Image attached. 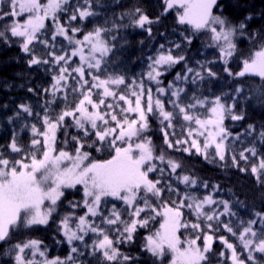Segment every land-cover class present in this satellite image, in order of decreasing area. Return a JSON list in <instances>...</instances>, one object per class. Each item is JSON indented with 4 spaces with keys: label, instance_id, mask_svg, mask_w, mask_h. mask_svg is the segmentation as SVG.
I'll list each match as a JSON object with an SVG mask.
<instances>
[{
    "label": "snow or ice",
    "instance_id": "1",
    "mask_svg": "<svg viewBox=\"0 0 264 264\" xmlns=\"http://www.w3.org/2000/svg\"><path fill=\"white\" fill-rule=\"evenodd\" d=\"M7 4L8 11L0 7V20L5 17L12 22L5 24L3 30H0V38L6 37L8 32L11 36L22 37V50L31 53L29 47L33 41L38 39L37 33L45 28L44 21L51 16L55 29L52 39L56 36H63L68 40L69 45H74L71 52L56 54L49 52L51 59H42L33 55L29 65L52 64L59 66V71L53 75L49 89L44 92L50 93L53 97L44 105V114L40 118L41 125H31L33 138L30 148L25 150L17 143L13 136L8 148L14 153H24L20 159H9L3 153H0V244L8 245L3 251V255L11 257L12 264H69L73 261L72 254H83L80 252L74 242H80L85 248L91 247L90 255L99 253L106 264H131L134 258L121 252L119 245L130 243L134 239V233L137 228H147L156 216L162 217L159 228L145 237L143 250L150 253L159 264H164L167 259L168 264H211L210 254L213 251L214 233L222 226L232 236H238L243 251L247 252L245 258L237 252L236 245L229 242L224 236L218 237L226 249L231 251L230 259L232 264H264V212H255V219L247 221L246 226L237 233L234 231L231 222H224L220 219L226 214L231 213L228 201H220L223 205V212L217 213L214 209L208 210L211 205L217 201L211 195L200 198L194 194L184 193L183 198L177 202L163 200L165 192L169 194L176 190L170 183H163L165 168L158 167L154 161H160L166 164L170 173L176 174L177 169L182 165L171 158H167L163 150L157 155L155 147L150 137L145 135L149 130V115H155L160 118L165 128L174 127L172 121L174 112L166 110L164 101L160 98L166 90L159 87L161 81L158 79L163 72L162 69L170 68L176 64L185 61L183 54L174 55L171 49L160 51L155 57H149L151 61L148 65L149 71L147 78L157 84L156 97L153 96V89L146 87L145 82L132 80L131 84H126L125 77L108 76L101 79L98 75H92L93 83L84 79L85 70L83 65L87 64L89 69L101 70L102 58L110 51L108 41L105 35L110 31L118 30L122 24L117 21L112 22V27H96L93 31L83 35V39H75V34L81 29L73 26L72 22L84 20L87 17L95 15L92 11V0H83V5H77L68 17V23L62 24L58 20L59 12L67 11L69 0H0V5ZM163 12L166 15L170 10L177 11V22L181 25H189L193 32L207 30L211 32V39L214 45L219 48L221 58L225 65L229 58L237 53L236 38L248 35L258 46L254 48L251 54L242 60V69L233 73L229 67L224 71L229 76L245 77L255 76L264 80V29L260 32H248V21L252 20V15L245 17L239 23H233L228 17L220 14H214V8L218 7V0H162ZM27 14L23 23L12 19ZM128 18L129 24L145 29L149 36L152 35L151 25L159 22V17L152 19L146 12L137 7L129 13H122L119 21ZM147 26V27H146ZM71 33V34H70ZM115 39V36L112 37ZM188 44L192 43L191 36H185ZM46 46L48 42L41 41ZM85 47L88 51L85 54ZM164 48L163 45L160 46ZM179 49L180 45L176 44ZM97 53L99 55H97ZM79 57L80 65L72 68L70 61L73 57ZM199 63V62H198ZM206 72L209 77L216 76L210 67L200 64V70L193 69L185 65V73H177V81H188L192 74V82L197 79L203 80V73ZM72 73L79 77L77 84L80 88L87 87L86 92H81L82 98L74 107H65L59 113L50 111V106L56 103V94L62 90L68 89L67 81ZM75 79V77H72ZM109 85H125L126 91L117 94ZM169 89L173 84H169ZM102 89L99 93L100 99H92V89ZM29 91H33L29 89ZM72 92L78 91V88H71ZM183 88H175L171 91V97L168 103L172 104L174 109H178L179 114L184 121L194 123L198 126L195 129L188 130V139H176L174 142L169 139V134L164 133V143L169 149L176 148L181 150L180 145H189L182 150L191 154L194 148L198 154H202L205 159L211 155L208 152L210 147H214L215 156L224 161L228 146L225 141L228 140L230 133L224 127V120L230 118L233 121L244 119V114L235 111L236 103L226 105L221 102V97L217 96L209 102L207 98L201 100L193 98L194 102L182 104L180 94ZM237 95L244 93V88L235 89ZM124 101L128 106L120 108L121 116L114 112L113 104H106L107 97L117 98ZM129 97H134L130 99ZM260 97L264 102V86H261ZM250 98V97H246ZM63 99L67 100V94ZM146 100V103H142ZM86 105H90L92 111ZM105 106L111 110L101 112L99 109ZM207 106L209 115L202 118L193 112L197 107L205 108ZM20 109L29 116L33 115V110L29 105L21 104ZM119 107V105H116ZM136 114L135 118H129L128 114ZM19 115V113H17ZM37 117L40 116L36 113ZM72 117L75 127L83 133V138L73 136L75 141L74 152L64 149L57 150V133L66 128V118ZM115 122V127L109 126V119ZM98 121L102 123L98 124ZM91 130H89V126ZM249 134L255 133L254 125L248 126ZM204 136V142L201 146L194 135ZM95 140L87 144L86 139L91 135ZM67 135V132H65ZM261 142H264V130L258 133ZM135 138V143L133 140ZM117 141L120 143L117 144ZM65 145L68 143L65 140ZM96 147V151H101L105 144L113 150L114 154L110 159L95 160L91 153L85 150V147ZM245 152L252 156L257 155L256 148H246L239 153V159L247 160ZM234 166H239L237 157L232 156ZM246 169H241L245 171ZM158 172L156 179L150 178V173ZM251 172L258 181L264 176V157L259 164L252 165ZM177 179L186 186L194 187L197 179L188 174L177 176ZM78 185L83 188L82 206L86 209L84 215L75 216L74 213L64 215L59 223L66 242L71 246L70 254L64 260L60 257L49 258L46 248H42V241L38 239H27L10 243L13 235L21 228H32L37 225H48L53 213L57 211L59 202L65 197L66 189H75ZM203 186L208 187L207 182ZM218 187V186H216ZM111 197L120 200L129 209L130 219L122 218L121 211L113 205L108 215H104L101 210L102 202L105 198ZM154 199L159 207L154 206L150 201ZM142 201V205H141ZM72 208L81 206L80 202L69 201ZM187 207L196 216V222H188L183 219L181 209ZM146 214L141 217V213ZM99 217L100 223L96 222ZM215 221V225L212 223ZM260 224V230L255 229V225ZM243 224V222H242ZM205 227L208 231H205ZM191 228L195 235L181 238V229ZM115 232V237L111 235ZM89 233L95 235V239L89 246L85 241V236ZM202 240V245L198 241ZM258 254V255H257ZM221 257L225 255L223 251L219 253ZM39 257V259H37Z\"/></svg>",
    "mask_w": 264,
    "mask_h": 264
},
{
    "label": "trees",
    "instance_id": "2",
    "mask_svg": "<svg viewBox=\"0 0 264 264\" xmlns=\"http://www.w3.org/2000/svg\"><path fill=\"white\" fill-rule=\"evenodd\" d=\"M44 1V0H41ZM83 5V0H69L66 6L67 11L57 14L60 23L67 24L68 17L72 10L77 5ZM5 11H8L7 4L0 5ZM142 8L150 18L156 19L159 17V22L151 25L152 35L149 36L145 29L126 26L129 24L127 17L123 21H119L122 13H129L135 8ZM228 17L233 23L243 21L245 17L252 15L253 19L248 21V32H260L264 29V0H219L218 7L214 8V13ZM92 11L95 15L87 17L84 20L73 21V26L79 27L81 31L76 33L77 37L83 36L87 32L93 31L96 27H112V22L117 21L122 26L115 31H110L105 35L111 51L102 59L101 70L94 73L105 79L108 76H124L126 84H131L132 80H143L146 87H151L153 90L157 88V84L149 81L147 72L148 65L151 62L149 57H155L158 52L171 49L174 55L183 54L185 61L176 64L170 68L162 69L163 74L158 77L161 81L159 87L166 90V95L163 99L166 110L174 112L172 121L174 127L165 128L162 125L160 118L155 115L148 117L149 130L145 133L151 138L155 147L156 153L159 154L163 150L169 158L178 161L182 167L177 169L176 174L170 173L167 165L157 164L158 167L165 168L163 183H170L176 190L169 194L165 192L163 200L169 202L175 200L179 202L184 193L194 194L200 198L211 195L216 204L210 206L208 210L214 209L217 213L223 212V205L220 201H228L231 213L220 217L224 222H231V225L237 233L246 226L247 221L255 219V212H264V176L258 181L256 176L251 172L252 165L259 164V161L264 157V142L259 138V131L264 130V102L260 97L261 86H264V80L255 76L236 77L229 76L224 71L227 66L233 73L239 72L242 69V60L247 58L254 50L257 44L248 36L237 35V53L231 57L227 65H224L220 58V54L216 46L212 43L210 34L207 31L193 32V29L187 25H181L177 22V12L170 10L166 15H162L163 5L162 0H92ZM13 19V18H12ZM12 21L7 19L0 20V30H3L5 24H10ZM147 27V26H146ZM71 34V33H70ZM53 31L50 23L47 22L44 29L37 33L38 39L33 41L29 46L32 49L31 53H26L22 50L23 40L19 37L11 36L8 32L6 37L0 38V153H3L9 159H20L24 153H14L8 148L13 136L16 137L17 143L27 152L30 148L33 134L31 125H41V117L44 114V105L53 97L50 93L44 92V89H49L53 83L52 77L59 71V66L52 64L29 65V61L33 55L42 59H51L49 52L63 54L65 51L70 53V47L67 40L56 36L52 39ZM115 36V39L112 37ZM185 36L192 37V43L188 44L184 39ZM47 41V46L41 41ZM179 44L180 48H175ZM161 45L164 46L161 49ZM73 62H77L76 59ZM199 62V63H198ZM193 69L200 70V64H205L216 73V76L209 77L206 72L203 73L204 79H197L192 82V74L189 75L188 81H177V73L183 75L185 73V65ZM73 68V65L70 64ZM72 77H75L73 79ZM79 79L76 73H72L67 81L68 89L62 90L56 94V103L50 106V111L59 113L67 107H74L82 98L81 92L84 88H80L77 84ZM86 80L89 85L93 83L92 77L87 76ZM173 84V88L169 89V84ZM243 87L244 93L237 95L235 89ZM76 87L78 91L72 92L71 88ZM175 88H183L184 91L180 94L182 104L194 102L193 98L205 99L209 102L215 97H221V102L226 105L236 103L235 111L243 113L244 119L233 121L230 118L224 120V127L230 133L226 145L228 150L224 161L219 160L215 156V149L210 147L208 152L211 154L209 159H205L202 154H198L195 149H191V154L182 150L183 147L189 145H180L181 150L176 148L169 149L164 143V133L161 130L167 131L169 139L173 142L176 139H188V130L195 126L194 123L184 121L179 114L178 109H174L172 104L168 103L171 97V91ZM32 89L33 91H29ZM111 89L117 94L125 92V85L113 86ZM96 99L100 98L99 89H92ZM67 94V100L63 99ZM118 97V96H117ZM250 97V98H246ZM112 100L107 97L106 103ZM29 105L33 110V115L29 116L20 109V105ZM122 104V102H120ZM207 106L205 108L197 107L193 112L200 115L202 118L207 116ZM19 113V115H17ZM36 113L40 116L37 117ZM254 125L256 132L249 134L248 126ZM90 131H93L89 129ZM67 132V135H65ZM80 136L83 138V133L78 130L72 122L71 117L66 118V128L61 129L57 133L58 150L64 149L69 152H74L75 141L71 138ZM87 144H91L96 138L91 135L84 138ZM65 140L68 143H63ZM255 147L257 155L252 156L245 152L247 160L239 159V153L246 148ZM96 147H85L86 151L91 153V157L95 160L110 159L114 154L111 147L105 144L101 151H96ZM235 155L239 166H234L232 156ZM246 169L241 171V169ZM188 174L197 179V184L194 187L186 186L181 183L177 176ZM150 178L156 179L159 176L158 172L149 174ZM207 182L208 187L203 186ZM218 186V187H216ZM151 200V199H150ZM69 201L80 202L81 206L72 208ZM83 193L81 187L65 190V197L59 202L57 212L49 220L48 225H37L32 228H21L12 237L10 243L17 241H25L27 239H38L42 241V248H46L49 258L60 257L64 260L70 254L71 246L66 242L62 232L60 231L59 223L61 218L68 214L74 213L75 216L84 215L86 209L82 206ZM102 202L101 210L106 216L109 214L113 205L117 210L121 211L122 218L130 219L129 209L119 200L105 199ZM151 202L159 207L154 200ZM142 205V201H141ZM183 219L188 222H196V216L187 207L181 209ZM146 214L155 215L154 213H141V217ZM97 223H100L99 217L95 218ZM243 222V224H242ZM215 225V221L212 222ZM160 216H156L154 221L149 223L147 228H137L134 233V239L130 243L119 245L121 252L130 255L134 258L131 264H159V262L151 256L150 253L143 250L145 237L151 232L159 228ZM257 231L260 230V224L254 226ZM181 238L185 236L195 235L191 228L181 229ZM205 231L208 229L205 227ZM111 235L115 237V232ZM213 251L210 254L211 264H232L230 259L231 251L218 239L224 236L229 242L236 245L237 252L241 254V258H245L246 251L240 244L238 236H232L222 226L214 233ZM95 235L89 233L85 236L86 243L90 246L95 239ZM81 254H72L75 264H106L102 260L99 253L90 255L91 247L85 248L80 242H74ZM202 245V240L198 241ZM8 245L0 244V264H12L11 257L3 255L4 249ZM223 251L225 255L221 257L219 253ZM258 255V254H257ZM39 259V257H37ZM69 264H73L72 261ZM168 264V260L164 261Z\"/></svg>",
    "mask_w": 264,
    "mask_h": 264
},
{
    "label": "rangeland",
    "instance_id": "3",
    "mask_svg": "<svg viewBox=\"0 0 264 264\" xmlns=\"http://www.w3.org/2000/svg\"><path fill=\"white\" fill-rule=\"evenodd\" d=\"M219 1V0H218ZM42 3H45L46 2V0H44V1H41ZM174 11H176L175 9H173ZM177 12V11H176ZM214 14H216V13H214ZM27 18V14H24V15H22V16H20V17H13V19L14 20H19L21 23H23V21H24V19H26ZM59 20V19H58ZM47 22H49L50 23V27L52 28V31L54 32V29H55V23H54V21H53V19H52V17L51 16H49L45 21H44V24H45V26H46V24H47ZM60 22V21H59ZM186 25V24H185ZM187 26H189V25H187ZM190 28H191V26H189ZM42 30V29H41ZM202 31H207V30H202ZM209 34H210V38H211V32L210 31H207ZM59 37H61V38H63V39H65L63 36H59ZM19 38H21L22 40H23V38L22 37H19ZM75 39H83V36H80V37H77L76 35H75ZM66 40V39H65ZM211 41H212V39H211ZM67 42H68V40H67ZM69 43V42H68ZM212 43L214 44V42L212 41ZM69 47H70V52H71V49H72V47H74V45H69ZM217 49H218V51H219V48L218 47H216ZM87 51H88V49H87V47H85V54H87ZM219 54H220V51H219ZM97 55H99L98 53H97ZM220 58H221V55H220ZM74 59H76L77 60V62H73V60ZM230 59L231 58H229V60H228V62L230 61ZM221 60H222V62L224 63V61H223V59L221 58ZM80 60H79V57L78 56H76V57H73L72 58V60L70 61V64H72L73 65V68H75V67H77L78 65H80ZM224 65H225V63H224ZM83 67H84V70H85V76H84V79L86 80V77L87 76H89V77H92V75H94V73L95 72H97L95 69H89L88 68V66H87V64H84L83 65ZM89 72H91L92 73V75H89ZM77 75V74H76ZM113 86H115V85H109V87L111 88V87H113ZM87 87L88 86H85L84 87V92H86L87 91ZM95 89V88H94ZM99 90H101L102 91V89H99ZM157 95H159L158 93H156V89H154L153 90V96L154 97H156ZM165 95H166V92H165V94L164 95H161L160 96V98L163 100L164 99V97H165ZM112 101L111 102H109L110 104H113V106H114V112H115V114H117L118 115V118H120V116H121V113H120V108H126L128 105L124 102V101H120V100H118V97L117 98H113V97H109ZM130 99H133L134 100V97H129ZM92 99L94 100V101H98L100 98H98V99H96L95 98V96H94V93H93V91H92ZM120 102H122V104H120ZM142 103H146V100H142ZM106 104H108V103H106ZM116 105H119V107H116ZM86 107H88L89 108V111H92V109H91V106L90 105H86ZM101 112H108V111H111V110H109V109H107L105 106H101L100 107V109H99ZM129 115V118H135V115L136 114H134V113H132V114H128ZM209 115V112L207 111V116ZM149 116H151V115H149ZM206 116V117H207ZM205 117V118H206ZM72 118V117H71ZM108 119H109V121H110V123H109V126H111V127H115V122L114 121H111L110 120V117H108ZM72 122H73V124H74V121H73V118H72ZM98 124H101V127H103V125H102V123L101 122H99L98 121ZM75 125V124H74ZM89 127V129H91L90 128V125L88 126ZM198 126H194L193 128H191V129H195V128H197ZM94 131V130H93ZM194 135V138L197 140V142L202 146L203 145V142H204V139H205V137L204 136H199V135H196L195 133L193 134ZM193 137H188V140L190 141L191 139H192ZM136 141H135V138H134V140H133V143H135ZM226 142V141H225ZM120 142L119 141H117V144H119ZM214 148V147H213ZM192 149H194V148H192ZM58 150V149H57ZM165 153V152H164ZM157 154V153H156ZM158 155V154H157ZM165 156L167 157V158H169V156L165 153ZM154 163H156V164H161V162L160 161H154ZM163 165H166V164H163ZM155 173V172H154ZM151 174V173H150ZM79 187H81V189H82V193H83V188H82V186H80V185H78ZM67 190V189H66ZM105 199H113V198H111V197H107V198H105ZM151 200H154V199H152V198H150ZM115 200V199H114ZM150 200V201H151ZM120 201V200H119ZM155 201V200H154ZM122 202V201H121ZM156 202V201H155ZM123 203V202H122ZM124 204V203H123ZM154 205V204H153ZM155 206V205H154ZM57 212V211H56ZM56 212H54L53 213V216L56 214ZM162 222V217H160V223Z\"/></svg>",
    "mask_w": 264,
    "mask_h": 264
}]
</instances>
